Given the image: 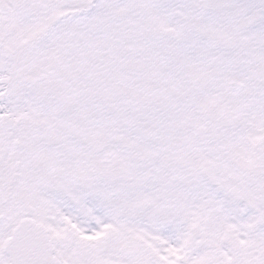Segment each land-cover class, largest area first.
Returning a JSON list of instances; mask_svg holds the SVG:
<instances>
[{"label":"snow or ice","instance_id":"snow-or-ice-1","mask_svg":"<svg viewBox=\"0 0 264 264\" xmlns=\"http://www.w3.org/2000/svg\"><path fill=\"white\" fill-rule=\"evenodd\" d=\"M0 264H264V0H0Z\"/></svg>","mask_w":264,"mask_h":264}]
</instances>
